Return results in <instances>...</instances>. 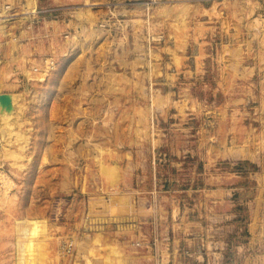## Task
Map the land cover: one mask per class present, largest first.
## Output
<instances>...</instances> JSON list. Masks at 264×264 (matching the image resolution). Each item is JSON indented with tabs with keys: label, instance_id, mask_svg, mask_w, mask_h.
Returning a JSON list of instances; mask_svg holds the SVG:
<instances>
[{
	"label": "rangeland",
	"instance_id": "rangeland-1",
	"mask_svg": "<svg viewBox=\"0 0 264 264\" xmlns=\"http://www.w3.org/2000/svg\"><path fill=\"white\" fill-rule=\"evenodd\" d=\"M1 93L0 264H246L264 0H0Z\"/></svg>",
	"mask_w": 264,
	"mask_h": 264
},
{
	"label": "crops",
	"instance_id": "crops-1",
	"mask_svg": "<svg viewBox=\"0 0 264 264\" xmlns=\"http://www.w3.org/2000/svg\"><path fill=\"white\" fill-rule=\"evenodd\" d=\"M249 231L251 233V236L248 240L247 245L248 252L245 254L246 264H264V223H250ZM257 245H262L261 251L256 250ZM250 250H252L253 252H251ZM139 260L141 259L135 257L134 261L130 263L127 257L126 262L129 264H142ZM174 262H176V260ZM199 264L202 263L199 262Z\"/></svg>",
	"mask_w": 264,
	"mask_h": 264
},
{
	"label": "water",
	"instance_id": "water-1",
	"mask_svg": "<svg viewBox=\"0 0 264 264\" xmlns=\"http://www.w3.org/2000/svg\"><path fill=\"white\" fill-rule=\"evenodd\" d=\"M0 103L2 106H8V109H14V103L9 93H1L0 94Z\"/></svg>",
	"mask_w": 264,
	"mask_h": 264
},
{
	"label": "bare ground",
	"instance_id": "bare-ground-1",
	"mask_svg": "<svg viewBox=\"0 0 264 264\" xmlns=\"http://www.w3.org/2000/svg\"><path fill=\"white\" fill-rule=\"evenodd\" d=\"M33 227H34V224H33ZM36 227H37V225H36ZM36 227H34V228H36ZM37 228H38V227H37ZM37 228H36V229H37ZM37 230H38V229H37ZM29 231H30V230H29ZM25 232H27V231H25ZM35 232H36V231H35ZM38 233H39V232H38ZM29 234H30V233H29ZM35 234L37 235V233H35ZM22 235H23V234H22ZM30 236H31V235H30ZM24 237H25V236H24ZM26 237H27V234H26ZM28 237H29V236H28ZM32 237H33V236H32ZM21 240H22V239H21ZM24 241H25V240H24ZM24 241H23V242H24ZM23 244H24V247H23V246H22V247H23V251H24V252H26V250H30V251L32 250V246H33L32 243H30V242H25V243H23ZM23 244H22V245H23ZM24 248H25L26 250H25ZM19 251H20V250H19ZM30 251H29V252H30ZM20 252H21V251H20ZM24 252H22V253H24ZM24 255H25V254H23V256H24ZM20 257H21V256H20ZM20 262H21V261H20Z\"/></svg>",
	"mask_w": 264,
	"mask_h": 264
},
{
	"label": "built area",
	"instance_id": "built-area-1",
	"mask_svg": "<svg viewBox=\"0 0 264 264\" xmlns=\"http://www.w3.org/2000/svg\"><path fill=\"white\" fill-rule=\"evenodd\" d=\"M53 67V65L50 64L49 68ZM51 70V69H50Z\"/></svg>",
	"mask_w": 264,
	"mask_h": 264
}]
</instances>
